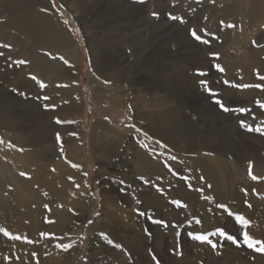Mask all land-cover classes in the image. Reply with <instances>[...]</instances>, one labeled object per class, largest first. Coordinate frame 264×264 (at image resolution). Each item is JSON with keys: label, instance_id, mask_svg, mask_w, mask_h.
Instances as JSON below:
<instances>
[{"label": "rangeland", "instance_id": "rangeland-1", "mask_svg": "<svg viewBox=\"0 0 264 264\" xmlns=\"http://www.w3.org/2000/svg\"><path fill=\"white\" fill-rule=\"evenodd\" d=\"M53 1L81 49L78 66L79 86L84 91L81 115L66 116L67 98L61 90L64 83L31 71V60L20 38H15L18 44L11 42L14 32L6 28L9 13L3 12L1 0L0 90L14 99L6 105L7 113L35 110L43 102L46 114L60 116L47 118L61 121L68 129L81 123L83 151L79 156L73 155L68 148L72 139L58 124L48 144L28 147L31 142L25 136L20 137L18 129L30 128L27 121L5 118L6 128L0 129V264H264V253L247 247L242 236L247 232L253 240L264 242V168L253 180L247 168L251 164L253 170L259 158L256 162L240 163V152L227 148L232 143L241 147L240 143L246 141L244 137L264 141V135L255 131L264 130V109L259 107L264 104V40L259 38L264 34V11L259 8L260 13L251 14V0L67 1L89 6L91 10L83 17L90 24L107 27L118 17L124 22L134 17L149 29L144 31L143 38L150 40L152 46L141 53L142 64L148 66L151 62L156 70L170 75L172 94L183 89L192 93L187 100L172 98L176 100L172 104V123H164L162 128L165 132L172 131L170 136L175 133L184 136L165 141L148 134L142 125H135L133 118L138 112L141 123L142 117L146 119V115L154 112L162 116L170 106L151 97L132 102L126 108L104 106L106 99H120L131 89L128 84L93 81L92 55L79 16L63 0ZM27 3H23L24 12L48 13L46 8L36 7L37 0L31 2V7ZM173 16L175 20L171 19ZM193 30L200 40L192 37ZM120 44L118 47L125 48L124 58L131 60V55L134 57L131 48ZM132 59L135 61V57ZM21 60L26 63H17ZM142 72L151 78L146 69ZM94 88L102 91V104L95 102ZM195 93L204 104L202 113H198ZM216 100L233 111H222ZM98 120L126 131L130 142L141 147L152 160L153 170L147 172L140 167L135 171L134 178L139 182L136 187H128L126 181L116 179V190L126 199L113 206L103 201L95 161L99 156L91 148V132ZM48 121L41 125L32 122L31 126L49 127ZM241 121L253 131L242 128ZM185 122L195 127L197 133L193 138L184 129ZM180 141H196L199 147L193 153L186 152V148L180 151L176 147ZM58 156L71 170L56 165ZM39 166L52 172L46 182L39 180L42 177ZM80 166L87 173L85 177L78 174ZM125 170L130 171L127 167ZM253 174L258 173L253 170ZM86 186L90 192L83 199ZM217 205H224L228 211ZM111 215H117L124 227L108 218ZM236 215L248 221L246 228L235 220ZM62 216H71V221L68 223ZM71 224L80 226L78 245L70 242ZM220 231L237 238L239 246L219 236ZM190 233L206 235L208 242L195 241ZM97 237L105 242L103 246L97 245Z\"/></svg>", "mask_w": 264, "mask_h": 264}, {"label": "bare ground", "instance_id": "bare-ground-1", "mask_svg": "<svg viewBox=\"0 0 264 264\" xmlns=\"http://www.w3.org/2000/svg\"><path fill=\"white\" fill-rule=\"evenodd\" d=\"M1 1H3L2 4L3 6L2 5L1 6L4 10L2 11L5 13H9L8 15L9 20H7L6 28H9V30L11 29V31L14 32L13 34H11L12 35L11 36L12 39L10 38L11 42L14 40L16 44L18 39L15 38L16 37L20 38L21 40L20 43H22L25 46L27 55L31 60V69H32L31 71L38 72L41 77H46L50 75L53 77L54 82L61 81L62 83H64L65 88L61 89L63 90L64 93L63 92L61 93H63L62 95L65 98H67L68 111L66 116L67 117H73L74 115L80 116L84 107V101H83L84 99H82L84 91L79 86V78H78L79 76L78 66H79V62L81 61L79 60L81 58V49L79 46V42L76 38V35L72 30L69 29L67 25V21L64 19L63 15L59 12L58 8L56 7L54 3L55 1L37 0L38 3L37 6L36 5L35 6L38 7L39 10L46 8L48 10V13L46 12L40 13L38 11L35 13H32L30 11L24 12L23 10L25 9V6L23 3L28 2L27 4L31 7L32 5L31 2H33V0H1ZM63 1L69 5V8L72 10L74 14L79 16V20L82 22L84 35L88 42L92 55L91 72H92L93 81L97 83L99 81L106 80L109 83L118 82L122 84H128V87L131 89L130 91H127L124 94H122L121 95L122 98L120 99L114 98L108 100L104 98L108 101L107 103H104V106L109 105L115 108L118 107L126 108L130 103L141 101L146 97L153 98V101H158V99H162L163 105L165 103L167 104L168 107L170 106L169 108H167V110L163 113L162 116L160 115V112L149 113L148 115H146V119L142 117L144 121L140 123L139 122L140 118L138 116L139 113L136 112V116L134 115L133 118L135 121V125H139V126L142 125L144 130L147 131L148 134L157 136L165 141H170L173 138L176 139L177 136L181 137L179 139H183L184 135L177 133L171 135L172 136L171 138L169 133H171L172 131L165 132L162 127L166 125L164 123H169V124L172 123V114H174V112H172V104L176 102V100H172V98L173 97H175L176 99L183 98L187 100L189 97L192 96V93L183 89V91H180L179 94L178 93L172 94V92H170L172 86H170V84L168 83L170 80H172L170 75H167V73L156 70L155 66L151 62L148 66L145 65L144 62L142 64V60H143L142 54L145 53V49L147 50L146 47H148V51H149L150 46H152L150 40H146L145 38H143L144 31H147L149 29L148 28L145 29L146 27L141 25L138 22V19L134 17L128 19L129 20L128 22H124V20L122 19L120 20V17H118V19H115L116 21L108 23L107 27L101 24H98L99 26H96L90 24L86 20V18L83 17L85 16L84 13H86V11L91 10V8L88 5L83 6L85 3L79 1L77 2L75 1L76 3H74V1L73 3H69L67 2L68 0H63ZM251 2H252V6L250 8L251 14L260 13L259 8L260 11H264V0H251ZM18 6L20 8H17ZM20 12L23 13L19 15L18 13ZM16 14H18L19 16L17 17ZM262 20H264V15L262 17ZM153 30L155 32L156 27H153ZM20 35L23 37H20ZM259 38L264 40V34H262L261 37ZM100 42H102V44L98 48L97 46ZM121 42L127 44L126 46H129L131 48V50L134 53L133 56L135 57V61L134 59H132L134 58L132 57V55H131V60L124 58L122 52L124 53L123 50L125 48L118 47V45ZM106 43H110V44H106ZM105 45H108L110 49L106 48ZM253 53L257 54V52H253ZM142 69H146L147 74L151 76V78H146V76H143ZM6 83H8V81ZM94 89L95 90L93 91L92 95L94 96L95 102L102 104L103 103V101L101 100L102 96L100 95L102 91L98 88H94ZM42 93L43 91L40 92L41 97H42ZM126 94L128 95L126 96ZM141 95H143L144 97ZM193 98L196 100L198 113H202V111H204L205 108H203L204 104L200 100V95L195 93V95H193ZM12 102H14V99L10 96V94L8 92H4L0 90V111L3 112V114L0 116V129L4 128L5 126L4 123L5 118L13 117V119L16 121L17 119L18 120L25 119V121H27V125H30V128L24 127V129L23 128L21 129L19 127L18 129L20 130L19 136L20 137L25 136L26 137L25 139L31 142L28 145V147H44L46 144H48L49 143L48 141L52 140L51 135L55 130L58 129L55 128V124L58 123H56L57 119L52 120V118H47V117L49 115H52L53 117L60 118V116L54 113L46 114V112L43 110L44 103L42 101H41L42 103L40 104L41 106H39L35 110L29 108V110H25V111H16V112L9 111L10 113H7L6 109H8L9 107L7 108L6 105H10L8 103H12ZM157 106H161V104L160 105L158 104ZM47 119H49L47 123L48 124L47 126L49 127L39 126L38 128L40 129H38L31 126L32 122L33 123L36 122V124L45 123ZM50 123L52 124L50 125ZM80 124L73 126L72 128L69 129L65 127L64 124H60V123L58 124L61 125L60 129L63 130L62 132H65L69 137V139H72V142H70L68 148L73 153L74 156H79L81 151H83L84 137L82 136V127ZM183 125H184V129L187 130V133L190 134L192 138L193 136H196L197 131L195 127H193L192 125H188L187 122H185ZM113 126H109L106 123H103V120L101 121L98 120L96 121L95 126L92 128L91 137H90V141L92 143L91 148H93L92 153L95 156H99V158H96L95 161L97 164L98 180L100 182L99 186L101 187L103 194L102 198L103 201L105 200L107 204L112 206L116 203L119 204L122 200L126 199L123 193L118 194V190H116L118 187V183L116 179L126 181L128 187L130 185L136 187L139 182L134 178L135 171L140 170V167H143V170L147 172L153 170L152 168L153 166L150 165L152 161L151 157L145 152H143V149L141 147L135 145L134 142L133 143L130 142L132 141V139H128V137L124 134V132L126 131L119 130L118 128H114ZM68 133L70 134L72 133V134L70 135ZM17 137L15 138L17 139ZM247 138L248 137L243 138L246 141H242L240 143L242 144L241 147L238 146L239 143L238 144L232 143L233 146L231 147L230 145H227V148L228 149L232 148L231 151L240 152L241 154L239 158L240 163L241 161L243 162L245 160L246 161L254 160L256 162V159L259 158L255 163L256 167L254 166L253 169L254 173L257 172L258 174L254 175L253 170L251 169L252 175L258 177L260 170L264 168V141H255L250 137L248 138L249 140L247 141ZM16 142H20V141L17 140ZM21 142L24 143L25 141L21 140ZM244 142L247 143L244 144ZM176 147L180 151L186 148V152L193 153L194 150L197 149L199 146L196 144V141H180V143H176ZM241 150L246 151V153H242ZM56 159L58 160V162L56 163L58 167L65 169L66 171L71 170V168L69 169V167L62 162V158L58 156L55 158V160ZM118 167H120V170H118ZM126 167L130 169V171H126L125 170ZM247 169L249 174V168ZM38 170H40V174L42 173V177L39 178V180L42 181V183L46 182L47 175L51 174L52 172L50 173L46 172L44 169L41 168V166H39ZM70 173L71 172H68V174ZM78 174L81 177H85V174L87 173H85V170L82 168V166H80V171L78 172ZM110 176H115V179H112ZM250 185L253 186V184ZM127 190H130V188L129 189L127 188ZM83 191H84L83 199H86L85 196H87L90 192L89 188L86 186ZM80 203L82 202L80 201ZM62 217L68 223L71 221V216L70 217L62 216ZM108 218H111L117 223H119V227H124L121 219L118 218L117 215H111ZM76 227L77 225L71 224L70 231L73 232L70 233L69 239L70 242H73L74 245H78L77 242L80 232V226H78L77 228ZM136 240L138 241L137 238ZM96 241H97V245L100 247L103 246L105 243L100 237H97ZM73 260L76 261L75 259Z\"/></svg>", "mask_w": 264, "mask_h": 264}, {"label": "snow or ice", "instance_id": "snow-or-ice-1", "mask_svg": "<svg viewBox=\"0 0 264 264\" xmlns=\"http://www.w3.org/2000/svg\"><path fill=\"white\" fill-rule=\"evenodd\" d=\"M140 2H143V0H140ZM153 15L155 16L156 14L153 13ZM171 19L175 20L176 17H171ZM183 22V21H181ZM229 27H232V25H229ZM192 37L196 40H200V36L197 35V33L193 30L191 33ZM204 43H207V41H203ZM17 63L19 64H24L26 63L25 61L21 60V61H18ZM218 67V66H217ZM32 79H36L35 77H32ZM41 87H43V85H41ZM242 87H252L251 85H243ZM255 87H260L259 85H255ZM45 99H48L47 97H44ZM216 104H219L222 111L224 112H230V111H233L232 109L228 108V107H225L221 102L220 100H216L215 101ZM260 108L264 109V104H260L259 105ZM236 111H241L243 112L244 110L243 109H237ZM56 123H61V121L57 120ZM242 128H245L247 127L242 121H241V125H240ZM247 131H253V129L251 127H247ZM255 131L259 132L261 135H264V130L260 129V128H257L255 129ZM57 140L59 141V136H57ZM0 143H2V141H0ZM251 169H252V165L249 164V176L255 180L257 179L256 176H253L252 175V172H251ZM21 175L23 176L24 173L22 172ZM217 207L219 208H224L225 211H228V209L224 206V205H217ZM229 215H233V213H231L230 211L228 212ZM235 220L241 224V227L242 228H246L248 226V221L243 217V216H240V215H236L235 216ZM156 223H161V221H156ZM190 235V238L195 240V241H199V242H208V237L206 235H194V234H189ZM219 236L225 238L226 240L230 241L232 244H236L237 246H239L237 244V238L233 237L232 235H227L225 232L223 231H220L218 233ZM242 236H243V242L245 243V245L247 247H249L250 249H253L254 251L256 252H260V253H264V242L260 241V240H253L247 232H243L242 233ZM256 245H259V247H256ZM117 247H119V245H117ZM212 248L215 249L216 248V245L215 244H212Z\"/></svg>", "mask_w": 264, "mask_h": 264}]
</instances>
